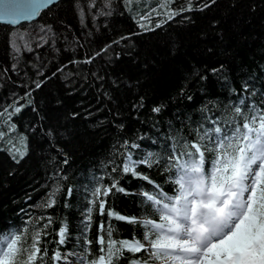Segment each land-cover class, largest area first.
I'll return each instance as SVG.
<instances>
[{
	"label": "trees",
	"instance_id": "1",
	"mask_svg": "<svg viewBox=\"0 0 264 264\" xmlns=\"http://www.w3.org/2000/svg\"><path fill=\"white\" fill-rule=\"evenodd\" d=\"M161 2L136 0L128 8L124 0H108V7L105 0H95L89 8L92 0H60L36 21L23 25L28 37L33 36L32 51L18 55L9 43L14 28L0 25V110L14 101L25 105L11 118L13 133L0 122V131L6 133L0 139V234L22 228L30 217L51 216L52 229L58 230L61 220L69 225L70 238L61 251L79 252L81 213L101 176L103 184H110L111 174L127 190L109 196L108 207L136 217L152 211H146L139 195L141 190L151 191V185L131 174L111 172L114 165L109 161L122 163L118 152L124 140L140 145L130 149L133 159L139 160L148 152L163 154L172 143L170 137L186 136L206 115L227 119L225 106L239 98L264 105V0H215L203 10L199 9L207 0H192V11L159 28L155 24L166 18L154 15L149 25L153 30L142 31L138 16ZM186 6L187 0H172L170 5L176 10ZM41 25L52 27L55 43L49 34L48 43L37 47L42 41L36 37L44 35ZM121 37L127 39L112 43ZM109 44L112 47L90 64L70 63L94 56ZM62 65L67 67L57 72ZM221 65V71L211 72ZM40 81L42 86L36 88ZM159 105L162 111L154 113L152 108ZM205 106L208 113L202 111ZM9 140L25 151L23 158L13 159ZM137 170L173 193L157 167L141 165ZM57 171L66 179L58 181L57 203L44 208ZM67 187L74 189L71 198ZM66 202L70 207H64ZM101 220L107 223L108 217L94 211L89 238H95ZM111 223L118 239L134 234L143 238L142 228ZM55 238L51 233L45 239ZM56 247L49 244L50 251Z\"/></svg>",
	"mask_w": 264,
	"mask_h": 264
},
{
	"label": "snow or ice",
	"instance_id": "2",
	"mask_svg": "<svg viewBox=\"0 0 264 264\" xmlns=\"http://www.w3.org/2000/svg\"><path fill=\"white\" fill-rule=\"evenodd\" d=\"M57 2L0 0V22L15 26L21 21H33ZM94 3L95 0H92L89 8ZM214 3L215 0H207L199 10ZM124 4L132 8L136 0H124ZM171 4L172 0H162L157 7L141 13L138 16L140 29L152 31L149 25L154 15L166 18L155 24V28H159L166 20L193 10L192 0H187V6L179 10L170 7ZM108 6V0H105V7ZM80 15L83 16V10ZM40 31L44 35L40 36L42 43L37 47L48 43L49 34L55 43V33L50 25H41ZM12 36L14 38L9 43L14 53L32 51L26 32H13ZM125 39L127 37H121L112 43L119 44ZM111 47V44L105 45L94 56L70 63L90 64ZM66 67L62 65L57 72ZM12 68L15 70L16 64ZM222 68L223 65L212 68L211 72L215 74ZM200 78L206 79L203 76ZM43 82L36 83L35 87L40 88ZM244 91H248L247 85ZM181 94H184L183 89ZM188 99L192 97L188 96ZM24 106L14 101L0 110V122L7 125L8 133L16 129L11 118ZM225 107L227 119L219 114L215 117L206 115L204 121L186 136L170 137L172 143L165 146L163 154L148 152L144 158L134 160L130 149H138L140 145L128 140L120 144L122 150L118 155L122 163L116 165L114 160L109 161L114 165L111 172L131 174L152 186L151 191L141 190L139 193L147 206L146 211L152 210L147 215L125 216L108 207L109 196L127 194V190L111 174L110 184H103L104 177L101 176L91 189L90 198L81 213L79 252L61 251V246L70 238L67 220L59 221L57 230L52 229L54 220L51 216L30 217L22 228L0 234V264H73L72 258H75V264H122L125 260L127 264H264V105L239 98L238 102ZM162 108L163 105L155 106L152 111L160 113ZM202 111L208 113L210 109L205 106ZM119 127L123 128V125ZM48 135L53 136L51 130ZM5 136L6 133L0 131V139ZM24 139L21 137V140ZM9 144L8 150L13 159L17 156L23 158L25 151H21L11 140ZM63 163H68L67 157ZM141 165L161 170L167 177L166 183L173 186V193L164 191L162 185L139 172L137 169ZM54 177L57 182L41 205L44 208H51L57 203L56 196L61 191L58 181L66 179L59 171L54 173ZM73 192V188L67 187V198H71ZM64 207L70 205L66 202ZM94 211L101 217L106 215L108 222L101 220L95 238L91 239L87 233L93 225ZM113 220L142 228L143 238L135 234L131 239L116 238L118 233L112 226ZM51 233L56 238L46 240ZM49 244L57 247L50 251ZM137 254L146 255L141 257Z\"/></svg>",
	"mask_w": 264,
	"mask_h": 264
},
{
	"label": "rangeland",
	"instance_id": "3",
	"mask_svg": "<svg viewBox=\"0 0 264 264\" xmlns=\"http://www.w3.org/2000/svg\"><path fill=\"white\" fill-rule=\"evenodd\" d=\"M13 32H16V33H24L26 32L27 34L29 33V30L27 28H25L24 26H21V27H17V28H14L12 33ZM33 36L30 37V39L32 38ZM14 38L12 35H11V39ZM36 40L37 41H40L39 37H36Z\"/></svg>",
	"mask_w": 264,
	"mask_h": 264
},
{
	"label": "water",
	"instance_id": "4",
	"mask_svg": "<svg viewBox=\"0 0 264 264\" xmlns=\"http://www.w3.org/2000/svg\"><path fill=\"white\" fill-rule=\"evenodd\" d=\"M60 0H58V2H59ZM39 18V17H38ZM38 18H36L35 20H33V21H36ZM33 21H21V23L19 24V25H15V26H12V25H8V24H6V23H4V22H0V25H3V26H8V27H11V28H16V27H19V26H22V25H25V24H29V23H31V22H33Z\"/></svg>",
	"mask_w": 264,
	"mask_h": 264
}]
</instances>
